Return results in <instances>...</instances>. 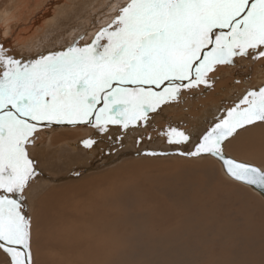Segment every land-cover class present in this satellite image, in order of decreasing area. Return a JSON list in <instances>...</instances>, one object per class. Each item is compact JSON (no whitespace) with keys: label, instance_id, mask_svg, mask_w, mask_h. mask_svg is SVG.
<instances>
[{"label":"bare ground","instance_id":"bare-ground-1","mask_svg":"<svg viewBox=\"0 0 264 264\" xmlns=\"http://www.w3.org/2000/svg\"><path fill=\"white\" fill-rule=\"evenodd\" d=\"M13 1V4L0 10V46L5 49L6 55L20 61L21 65H24L25 61H31L26 59L28 54L31 56L35 54L40 58L42 52L60 51L65 45L69 47L89 45L88 22L94 23L96 16L102 17L103 13L110 12V17L111 15L115 17L118 7L128 2V0H53L52 4L47 3L48 0ZM106 7L109 9H105ZM35 14L36 19L27 18ZM112 19L105 21L111 22ZM98 20L102 22L104 19ZM255 60L251 56H237L233 58L232 64L222 66L232 73L238 68L246 71V67ZM2 71L3 69H0V73ZM247 71L241 82L235 79L231 84V86L239 84L242 87L234 86V90L230 92L224 88L220 93L215 92L214 97H218L215 99L216 102H210L205 98L209 92L202 89V86L207 87L212 81L211 74L206 77L207 85L200 84L201 89L196 86H181L179 94H186L190 88L193 89L189 94L190 98L181 100L178 104H167L159 116L148 115L146 120H141L146 122L139 123L141 126L135 124L125 128L119 123H108V127H104L106 130H101L99 127L93 128L95 116L92 118L93 123L62 125L53 122L50 124L51 129H42L46 126L43 124L49 123L41 122L39 129H42L44 134L41 138L42 143L30 142L27 145L29 158L34 162L36 172L33 178L37 182L34 184L32 180L30 181L27 201L31 199L29 201L31 204L34 201L33 196L36 195L37 198L38 194H42L32 204L34 209L30 224V243L34 249V260L38 264H45L46 256L53 252L52 256L57 258L59 264H132V258L146 260L143 263L139 262L140 264L151 263V259H156L161 264H176L179 261L178 256L173 258L169 247L183 235H187L190 239H181L177 246H180L182 255L186 256L184 244L193 245V252L190 250L189 252L196 259L194 262L205 256L209 258L207 260L209 264H264V203L241 188H238V192L234 188L225 190L220 181L212 178L211 162H204L206 157L215 159L210 155L195 156L194 158H199L202 163L197 166H190L189 162L183 160L181 164L173 165L180 157L187 155L186 151L188 153L195 151L202 140V131L208 132L213 125L206 124L222 118L223 111L234 107L247 93L248 87L251 90L262 87L260 84L264 79H259L258 72H253L252 76L257 82L245 85L249 82L246 80ZM187 84L188 82H185L182 85ZM200 95L204 98L202 103L209 102L207 105L198 103ZM171 111L181 117L173 119L166 116ZM187 112L192 113L189 115ZM226 114L224 113V116ZM183 123L189 124L186 131L179 128V124ZM172 128L185 133L189 139L187 142L168 145L173 152L169 157L176 159L164 160L161 156L164 152L168 153L167 147L165 148L163 144L168 140L165 133ZM145 129L155 131L153 135L158 136L143 140ZM238 131L234 138L228 142L224 141L227 143L228 152L236 157L262 163L264 125L247 126ZM88 140L93 143L86 147L84 142ZM140 151L144 155L136 154ZM150 152L159 155H147ZM224 152V156L229 157ZM104 161L105 164L102 165ZM98 162L104 169L96 166ZM165 162H169L167 166L162 165ZM218 163L220 164L219 161ZM261 165L264 168V164ZM68 167L73 169L83 167L84 171L89 170L86 174L90 176L84 177L85 179L94 174L99 175V179L89 178L85 183L89 187L95 182L98 184L104 182L109 185L104 193H108L103 195L104 198L90 202L91 192L84 195L85 190L79 191L83 189L84 183L82 180H70L72 172L67 170ZM91 170L95 172L92 173ZM186 170L188 171L185 172ZM147 171L154 173L149 175ZM128 178L134 180L135 185L132 183V186L135 188L129 189L125 194H130L131 198L135 199V203L132 201L135 208L129 207L130 199L126 196L118 197L119 193L128 189L130 183L119 190L112 188L118 180L127 184ZM163 182H169L165 185L174 187L160 194L158 189H162ZM244 186L264 198L261 193ZM163 195L169 196L172 203L168 204ZM79 196H83L80 203L76 201ZM221 196L224 198L230 196L235 202H240V210L244 212L237 219L239 223L230 220L228 214L230 210L226 204L221 202L222 207L215 211L213 203L216 204L218 197ZM87 201L89 202L86 203ZM250 201H254V205L251 206ZM25 202L23 201V204ZM101 203L106 208L99 209ZM113 204H117L121 214L113 211L115 209ZM226 210L228 212L224 217ZM146 213L149 216L145 220ZM206 217L208 220L216 218V221L209 222ZM209 235L216 244L208 238ZM223 239H226L225 243L221 242ZM199 248L203 251L202 254L198 252ZM46 249L49 250L48 253ZM156 249L160 251L163 249L165 255L156 253ZM8 261L10 257L0 249V264H8ZM137 262L136 260L134 264Z\"/></svg>","mask_w":264,"mask_h":264},{"label":"snow or ice","instance_id":"snow-or-ice-1","mask_svg":"<svg viewBox=\"0 0 264 264\" xmlns=\"http://www.w3.org/2000/svg\"><path fill=\"white\" fill-rule=\"evenodd\" d=\"M237 56L264 57V0H128L87 46L24 65L0 46V249L10 264H32L23 193L36 175L27 145L41 122L95 116L101 130L126 128L175 99L179 87L207 85L216 65ZM257 124L264 125V86L247 91L187 155L217 157L231 178L264 194V168L225 157L222 148ZM165 134L170 144L189 139L175 128Z\"/></svg>","mask_w":264,"mask_h":264},{"label":"rangeland","instance_id":"rangeland-1","mask_svg":"<svg viewBox=\"0 0 264 264\" xmlns=\"http://www.w3.org/2000/svg\"><path fill=\"white\" fill-rule=\"evenodd\" d=\"M51 0H48V1H46L47 3L49 2V3H52L53 2V0L50 2ZM77 1V0H76ZM76 1H74L76 4H77V2ZM14 3V1L13 0H0V10H3V8L4 7H6L7 5H10V4H13ZM52 4H54V3H52ZM51 4V5H52ZM75 4V5H76ZM116 7H117V5H115ZM45 7V6H44ZM51 7V6H50ZM48 8V7H47ZM46 9V8H45ZM105 9H109L108 7H106ZM39 13L41 12L40 10L38 11ZM38 12L36 13V14H38ZM30 15L29 17H27L28 19L30 18V17H32V19H36V16L37 15ZM103 15L104 16H102V17H99V15H97L96 16V21H94V23H90V22H88V26H89V28L87 29V31H88V35H89V44H91L92 43V41H93V38H94V36H96V34L100 31V29H102V28H105V27H107L111 22H108V21H105V19H109V18H111L112 19V15H111V17H110V12L109 13H103ZM35 16V17H34ZM106 17V18H105ZM114 18V17H113ZM74 19V18H73ZM98 19H104L102 22H100V20H98ZM69 30V29H68ZM74 32V31H73ZM84 35V34H83ZM86 37V36H85ZM69 46H64V47H62V49L60 50V51H62V50H64V51H66L67 50V48H68ZM66 48V49H65ZM59 50H56V51H53V52H51V53H55V52H58ZM51 53H44V52H42L41 53V56L42 55H48V54H51ZM29 57V58H28ZM28 57L26 58V59H31V61L30 62H32V61H34V60H36V59H39L38 57H36V55L35 54H33L32 56H31V54L29 55L28 54ZM30 62H28V61H25V63L24 64H29ZM247 64V63H246ZM219 65H220V67H219ZM223 64H218V65H216L215 66V68H214V70L213 71H211V72H209L208 74H211V75H213V77H212V81H210L209 83H208V85H207V87H204V86H202V89H207L208 90V95L207 96H205V98H207L208 100H210V102H216L215 101V99L216 98H218V97H214V93L215 92H217V93H220V90L221 89H227L229 92L230 91H232V90H234V86L235 87H237V88H239V87H242L241 85H239V84H237V85H234V86H231V84L235 81V79H237V81H242V79H243V77L245 78V76H246V71L248 70V69H250V71H247L248 72V76L246 77V80H249V82L247 83V84H245V85H253L254 83H256L257 81L256 80H254L253 78H252V76H253V72L254 73H257L258 72V77H259V79H264V57H259L258 59H256L255 61H254V63H252L251 65L249 64L246 68H247V70L246 71H244V70H242L241 68H238V69H236L233 73L232 72H230L229 70H227L226 68H225V66H222ZM250 66V67H249ZM219 67V71H217L218 68ZM216 72H218V73H216ZM238 73H239V75H238ZM237 75V76H236ZM256 75V76H257ZM213 78H215L214 80H213ZM185 82H188V81H183V82H181V81H176L175 83L177 84V85H182V84H185ZM260 85H264V82H262ZM200 86V84L199 85H197L196 86V88H198ZM253 87H255V86H253ZM181 88L182 87H179V91L181 90ZM260 88V86L258 87V89ZM199 89H201V87H199ZM247 90L249 91V90H251L249 87L247 88ZM157 91H160V89H157ZM179 91H178V94L176 95V98L175 99H170L169 101H167L166 103H163V104H161L155 111H150L149 113H148V115H160V114H162L163 113V110H165L164 108H165V106L168 104V105H171V104H178V103H181V100L182 101H184V99H189L190 98V96H189V94H191L192 92H193V89L192 88H190L189 90H188V92H186V94H179ZM188 94V95H187ZM222 94V93H221ZM223 94H225V92H223ZM201 96V95H200ZM211 97V98H210ZM202 99H204L202 96L200 97V100H198V103L200 104L201 103V105H207V103H209V102H206V103H202ZM224 104H226V102H224ZM198 105V104H197ZM227 105V104H226ZM196 106V103L194 104V107ZM100 107H102V104H101V106ZM167 109H169V108H167ZM230 110V109H229ZM185 111V110H184ZM187 111V110H186ZM192 111H194V110H192ZM157 112V113H156ZM225 114L227 113V111L226 110H224L223 111ZM192 112H187V114H191ZM224 113H223V115L221 116V117H224ZM147 115V116H148ZM166 116H169V117H175L176 119L178 118V117H181V116H179L178 115V113H174V112H170V114H168V115H166ZM174 119V118H173ZM215 119H217V118H215ZM219 120H220V118L219 119H217V120H215L213 123L211 122V123H209V124H206V125H211V124H213L214 126L219 122ZM35 123V122H34ZM45 123H47V122H45ZM139 123H146V122H142L141 120H138V121H136L135 123H131V124H129V126L130 127H132V125H135V124H138L137 126H141ZM50 124H53V123H50ZM50 124H43V125H46L45 126V128H42V129H51V127H50ZM212 125V127L211 128H213L214 126ZM179 128H180V130H184V131H186V129L188 128V126H189V124H186V123H183V124H179ZM41 127V125H38V130H37V132L36 133H34V135H33V137L31 138V142L33 143V144H35L36 142H38V143H42L41 142V138L43 137V130L42 129H39ZM96 126H93V128H95ZM103 127H108L107 126V124L106 125H104ZM96 128H98V127H96ZM99 129H100V127H99ZM145 132L143 133V140L145 139V138H147V140H149L150 138H156V136H158V135H156V136H154L153 134L155 133V131H149V130H144ZM241 131V130H240ZM142 132H143V130H142ZM239 132V131H238ZM65 133H67L66 131H65ZM207 133V132H206ZM204 131H202V137L206 134ZM48 135V134H47ZM235 136V135H234ZM234 136H232V137H229L228 139H227V141L226 142H228V140H230V139H232V138H234ZM162 137V136H161ZM146 140V141H147ZM224 143V145H223V150L224 151H227V152H224L225 154H227V156H229V157H231V158H233V159H235V160H238V161H244V162H248L249 164H252V165H254V166H257V167H261V168H263L262 166L263 165H261V164H264V161L262 162V163H257L258 161H256V160H251V159H245V158H242V157H236V156H234V155H231V153L230 152H228V150H227V146H226V144L227 143ZM164 146H165V148L167 149V151H168V153L167 152H164L163 153V156H161V159H164V160H170V159H176L175 157H169V156H171V153H173L172 152V150L171 149H169V146H170V143H168V140L167 141H164ZM169 145V146H168ZM229 149V148H228ZM190 153V152H189ZM136 154H141V151H140V153L138 152V153H136ZM135 154V155H136ZM185 154H188V152L186 151L185 152ZM141 155H144V154H141ZM167 155V156H166ZM158 156V155H157ZM184 157H186L187 159H185ZM183 158L182 157H180V159L179 160H177V161H175L174 163H173V165H177V164H181L183 161L185 162H189L190 163V166H197L198 164L200 165V164H202L201 163V160L199 161L198 159L199 158H194L195 156H188V155H186V156H184ZM190 157V158H189ZM132 158V157H131ZM207 159H206V161H204V162H208V163H210L211 162V164H210V166H211V168H212V171H211V175H212V178L214 179V180H216V181H220L221 182V184H222V186L224 187V189L226 190V189H229V188H234L235 189V191H237L238 192V188H241V189H243V190H245L249 195H251L252 197H254V198H258L259 199V202H261V203H264V198H262L261 196H259V195H257V194H255V193H253L252 191H250V190H248L247 189V187H245L244 186V184H241V183H238V182H236V181H233L232 179H229L228 177H226V176H224V173H223V171H222V169H221V166H220V164L218 163V161L216 160V159H212V158H208V157H206ZM133 159H135V158H133ZM183 160V161H182ZM188 160V161H187ZM198 160V161H197ZM204 160V159H203ZM208 160V161H207ZM196 161V162H195ZM179 162V163H178ZM169 162H165L164 164H162V165H164V166H167L166 164H168ZM98 164V165H97ZM96 164V166H98L100 169H104V167H102V165H104L105 164V161L103 162V164L101 165V164H99V162ZM186 164H188V163H186ZM108 165V164H107ZM172 165V166H173ZM209 165V164H208ZM111 166V165H110ZM108 168H109V166H108ZM78 169V170H77ZM77 169H73L72 167H68L67 168V170H69V171H71L72 172V174L70 175L71 176V178H70V180L71 179H73V180H82V183H84V186H83V189H80L79 191H81V190H85L84 191V195H86V193L88 194V193H90V198L92 197V199H90L89 201L90 202H96V201H98L99 199H101L102 197H103V195H105L106 193H108V192H106V193H104V191L109 187V185H107L106 183L104 184V182H99V184H98V182H95L94 184H92V185H89V187L86 185V183H85V180H87V179H89V178H94V179H99L98 177H99V175H97V174H94V175H92L91 177H89V178H84V177H88V176H90L89 174H86L87 172H89V170H86V171H84V168L83 167H80V168H77ZM188 170H186L185 172H187ZM75 172V173H74ZM91 172L92 173H94L95 172V170H91ZM109 172V171H108ZM154 172L153 171H147V174H149V175H151V174H153ZM82 176V177H81ZM78 178V179H77ZM228 178V179H227ZM32 181H33V183L34 184H37V182H35V180H34V178L32 179ZM126 181H127V184H124V183H122L121 181H117V183H115V184H113V187L112 188H116L117 190H119V189H121V188H123V187H125L126 185H128L129 183L131 184V185H129V187H128V189L126 190V191H124V192H121V193H119L118 194V197H123V198H125V196H126V198H129L130 199V201H129V203H128V205H129V207L130 208H135V206L133 205V202L135 203V199H133V198H131L132 196L130 195V194H125L129 189H134L135 187H133L132 186V183L134 184V180H132L131 181V179L130 178H128V179H126ZM170 182H172L171 180H169ZM169 182H167V183H165V182H163V186H162V189L160 190V189H158V193H160V194H162V192L165 190V191H169V190H171V187H174V186H167V185H165V184H168ZM135 185V184H134ZM87 186V187H86ZM95 186V187H94ZM29 187V186H28ZM28 187L25 189V191H24V193H23V201L25 202V201H27V198H26V196H27V193H28ZM91 187V188H90ZM94 188V189H93ZM138 188V187H137ZM101 190V191H100ZM241 192H239V194H240ZM98 194V195H97ZM100 195V196H99ZM42 196V194H38V196H37V198H36V195L35 196H33L32 198H34L32 201L35 203L36 201H37V199H39L40 197ZM130 196V197H129ZM164 197H165V201L168 203V204H170V203H172L170 200H169V196H165V195H163ZM82 197L83 196H79L77 199H76V201L77 202H82ZM31 198V197H30ZM104 198V197H103ZM227 198H229V199H227ZM225 197L224 198V196H221V197H218V199H217V202H216V204L215 203H213L214 204V206H215V211H217L218 209H220L222 206V204H226L227 206H228V210H230L229 212L230 213H228V214H230V216H229V218H230V220L231 221H236L237 223H239V220H237V219H239V217H241V215L243 214V212L244 211H241L240 210V207H239V204H240V202H235V199L234 198H230V196L229 197ZM226 199V200H225ZM31 199H28V201H27V203L25 202L24 203V206H25V208H24V214L27 216V218L29 219V221H30V224H31V217H32V214H33V209H34V207H32V204H34L32 201V203L31 204H29V201H30ZM36 200V201H35ZM89 201H87L86 203H88ZM133 201V202H132ZM221 202H222V204H221ZM232 202V203H231ZM254 201H250V205L252 206V205H254ZM26 204H29V205H27L26 206ZM108 206V205H107ZM113 206H115V209L113 210V211H115L116 213H119V214H121V212H120V210H119V208L117 207V204L115 205V204H113ZM27 207H28V209H30V210H28L27 209ZM31 207V208H30ZM210 207V206H209ZM104 208H106V206L105 205H103L102 203H101V206L99 207V209H104ZM237 208H238V210H237ZM240 210V211H239ZM26 211V212H25ZM143 211V210H142ZM145 212V211H144ZM227 210L225 211V214H224V217H226L225 215L227 214ZM235 212V213H234ZM239 213H241V214H239ZM147 214V213H146ZM215 215H216V217H218V216H220L221 215V213H220V211H219V215L217 216V213H215ZM54 217H56V214H54L53 215ZM148 214H147V216H145V220H146V218H148ZM224 217L222 218V220L224 219ZM232 218V219H231ZM148 220V219H147ZM206 220H208L207 219V217H206ZM209 222H211V221H216V218H214V219H209L208 220ZM234 221V222H235ZM174 222H176V220H174ZM220 222H222V221H220ZM30 228H31V225H30ZM30 234H31V229H30ZM197 235V234H196ZM208 238L210 239V235L208 236ZM181 239H186V240H189L190 239V237L189 236H187V235H183L177 242H174L173 244H171L170 245V250H171V252H172V254H173V258L174 257H177L178 256V259H179V261L176 263V264H209L208 263V261L207 260H209V258H207V257H200V258H198V260L196 261V262H194V260H196L195 258H193L192 257V255L190 254V252H189V250L190 251H192L193 252V245H190V244H188V245H185L184 244V246H185V251L187 252V255L185 256V255H182V250L180 249V246H177V243L181 240ZM210 240H212V239H210ZM216 241V240H215ZM225 241H226V239L224 240H221V242H224L225 243ZM212 243H214L213 242V240H212ZM205 244V243H204ZM214 244H216V243H214ZM47 250V249H46ZM33 251H34V249H32L31 248V254H32V264H38L35 260H34V254H33ZM159 251V252H158ZM49 252V250H47V253ZM156 253H163L164 255H165V252H164V250L162 249L161 251L159 250V249H156V251H155ZM198 252H200L201 254L203 253V251L201 250V248H199L198 249ZM53 252L51 253V254H49L48 253V255L46 256V263L45 264H59V262H57V258H54L53 256ZM210 257H214V256H210ZM161 259H165L164 257H160ZM200 259V260H199ZM138 261L137 263L138 264H140V263H143V261H146L145 259H137V258H132L131 259V263L132 264H134L135 263V261ZM152 260V261H151ZM150 260V262L151 263H148V264H161L158 260H156V259H151ZM154 261V262H153ZM205 261V262H204ZM140 262V263H139ZM8 264L10 263V261H8L7 262ZM136 263V264H137Z\"/></svg>","mask_w":264,"mask_h":264},{"label":"water","instance_id":"water-1","mask_svg":"<svg viewBox=\"0 0 264 264\" xmlns=\"http://www.w3.org/2000/svg\"><path fill=\"white\" fill-rule=\"evenodd\" d=\"M101 106V104L100 105H97V107L99 108ZM62 125H69V123H62ZM213 157V156H212ZM215 159H217L219 162H220V164H221V167H222V169H223V172H224V174L227 176V177H229L230 179H232V180H234L233 178H231L228 174H227V172H226V170H225V168H224V166H223V162H222V160H220V159H218L217 157H214ZM229 158V157H228ZM234 181H236V180H234ZM238 183H241V184H244V183H242V182H239V181H237ZM244 185H246V184H244ZM246 186H248V185H246ZM249 187V186H248ZM252 189H254L255 191H257L258 193H261V191L260 190H258V189H255L254 187H251ZM263 196H264V194H262Z\"/></svg>","mask_w":264,"mask_h":264}]
</instances>
